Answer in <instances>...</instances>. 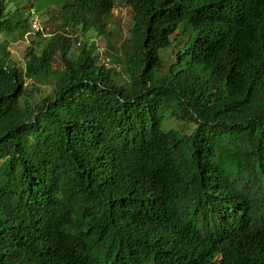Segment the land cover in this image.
Wrapping results in <instances>:
<instances>
[{
  "label": "trees",
  "instance_id": "obj_1",
  "mask_svg": "<svg viewBox=\"0 0 264 264\" xmlns=\"http://www.w3.org/2000/svg\"><path fill=\"white\" fill-rule=\"evenodd\" d=\"M122 1L123 57L38 27L20 67L28 3L108 36L116 0H0V264H264V0Z\"/></svg>",
  "mask_w": 264,
  "mask_h": 264
},
{
  "label": "rangeland",
  "instance_id": "obj_2",
  "mask_svg": "<svg viewBox=\"0 0 264 264\" xmlns=\"http://www.w3.org/2000/svg\"><path fill=\"white\" fill-rule=\"evenodd\" d=\"M11 6V3H10ZM57 7V4H52L50 8H45L39 6H35L34 8L30 7V3L26 5V7L22 8V12H27L30 8L32 11V24L35 25L32 27L31 32L25 33L21 35V33L17 32L8 38L7 48L10 51V59L16 63L17 66L25 67L26 63V52L28 47L32 44L31 42L34 39H37V28L40 27L44 31L45 36L47 38L51 37L54 34H62L70 37L72 41V53L77 55L79 53V47L81 41L83 39L88 38L90 41L95 42V47H99L101 51H107V55L112 58L114 54L119 52V55L123 57V50L125 48V39H127L130 35L131 26L133 24V13L131 7L127 6L125 2L122 0H116L115 9L113 11L114 16L112 19V26L109 29L108 36H100L95 32H88L84 35L80 28L69 27L67 29H63L59 24L60 22L57 20V10H59V6L57 9H53ZM39 8L40 11H37ZM31 24V25H32ZM2 37V36H0ZM175 50L170 47L165 52V65L168 67L175 60ZM98 61L101 63V59L98 58ZM109 67H116L113 60L108 61L107 64ZM58 66H61L58 64ZM118 68V67H117ZM117 70V71H121ZM125 77L124 74H122ZM29 87L31 83H28ZM52 89V85L40 86L35 89L31 101L34 99H38L44 95L45 93H49ZM184 127V126H182Z\"/></svg>",
  "mask_w": 264,
  "mask_h": 264
},
{
  "label": "clouds",
  "instance_id": "obj_3",
  "mask_svg": "<svg viewBox=\"0 0 264 264\" xmlns=\"http://www.w3.org/2000/svg\"><path fill=\"white\" fill-rule=\"evenodd\" d=\"M33 27H34V25H33ZM100 49V48H99Z\"/></svg>",
  "mask_w": 264,
  "mask_h": 264
},
{
  "label": "built area",
  "instance_id": "obj_4",
  "mask_svg": "<svg viewBox=\"0 0 264 264\" xmlns=\"http://www.w3.org/2000/svg\"><path fill=\"white\" fill-rule=\"evenodd\" d=\"M35 26V25H34Z\"/></svg>",
  "mask_w": 264,
  "mask_h": 264
}]
</instances>
